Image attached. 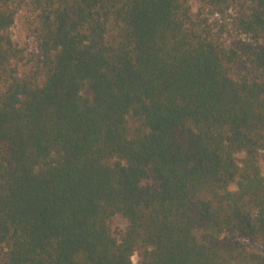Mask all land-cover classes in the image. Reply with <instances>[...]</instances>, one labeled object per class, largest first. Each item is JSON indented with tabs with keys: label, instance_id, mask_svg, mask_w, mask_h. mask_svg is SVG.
Returning <instances> with one entry per match:
<instances>
[{
	"label": "trees",
	"instance_id": "obj_1",
	"mask_svg": "<svg viewBox=\"0 0 264 264\" xmlns=\"http://www.w3.org/2000/svg\"><path fill=\"white\" fill-rule=\"evenodd\" d=\"M262 161L264 0H0V264H264Z\"/></svg>",
	"mask_w": 264,
	"mask_h": 264
},
{
	"label": "rangeland",
	"instance_id": "obj_2",
	"mask_svg": "<svg viewBox=\"0 0 264 264\" xmlns=\"http://www.w3.org/2000/svg\"><path fill=\"white\" fill-rule=\"evenodd\" d=\"M14 39L25 49L28 50V52H32L35 48L36 45L33 42V40L30 39L28 31L26 29L25 23H24V18L23 16L18 17L16 23L13 26L12 29ZM262 168L264 172V161H262ZM116 225L119 227L124 226L123 220L119 219L116 221ZM137 262V257L136 255L133 257V264H136Z\"/></svg>",
	"mask_w": 264,
	"mask_h": 264
}]
</instances>
